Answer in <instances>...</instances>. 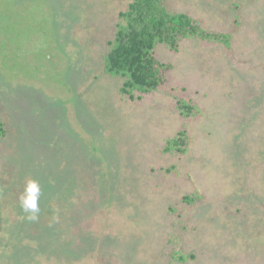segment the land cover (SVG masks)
Listing matches in <instances>:
<instances>
[{
    "label": "rangeland",
    "instance_id": "rangeland-1",
    "mask_svg": "<svg viewBox=\"0 0 264 264\" xmlns=\"http://www.w3.org/2000/svg\"><path fill=\"white\" fill-rule=\"evenodd\" d=\"M131 2L0 0V264H264V0H166L228 44L159 46L133 101L104 71Z\"/></svg>",
    "mask_w": 264,
    "mask_h": 264
},
{
    "label": "trees",
    "instance_id": "trees-1",
    "mask_svg": "<svg viewBox=\"0 0 264 264\" xmlns=\"http://www.w3.org/2000/svg\"><path fill=\"white\" fill-rule=\"evenodd\" d=\"M190 39L228 44L226 34L207 30L186 14L170 12L166 0H132L120 14L115 39L109 42L104 59V71L121 79V95L133 101L136 94L156 92L166 82L170 66L157 59L156 49L163 45L178 51L181 43ZM178 109L185 117L196 111L184 101L178 102ZM184 135L180 132L170 140L168 151L184 152Z\"/></svg>",
    "mask_w": 264,
    "mask_h": 264
},
{
    "label": "clouds",
    "instance_id": "clouds-1",
    "mask_svg": "<svg viewBox=\"0 0 264 264\" xmlns=\"http://www.w3.org/2000/svg\"><path fill=\"white\" fill-rule=\"evenodd\" d=\"M42 188L38 180L27 178L19 195V206L28 221H37L41 212L39 199Z\"/></svg>",
    "mask_w": 264,
    "mask_h": 264
}]
</instances>
